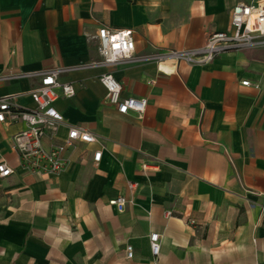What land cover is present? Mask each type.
Here are the masks:
<instances>
[{
  "label": "crops",
  "instance_id": "crops-1",
  "mask_svg": "<svg viewBox=\"0 0 264 264\" xmlns=\"http://www.w3.org/2000/svg\"><path fill=\"white\" fill-rule=\"evenodd\" d=\"M240 1L0 0V75L99 60L103 25L133 29L135 56L200 47L230 29ZM104 73L123 97L148 100L142 115L107 102ZM59 80L75 93L56 100L65 120L45 143L70 126L97 141L68 148L60 173L37 174L11 142L25 123H0V157L14 169L0 177V264H264V47L205 64L129 59ZM38 83L0 80V97L32 109ZM119 195L131 200L123 212L109 205Z\"/></svg>",
  "mask_w": 264,
  "mask_h": 264
},
{
  "label": "built area",
  "instance_id": "built-area-1",
  "mask_svg": "<svg viewBox=\"0 0 264 264\" xmlns=\"http://www.w3.org/2000/svg\"><path fill=\"white\" fill-rule=\"evenodd\" d=\"M231 27L226 31H216L209 35L206 43L200 47L189 49H157L153 53L135 56L134 30L131 28H113L103 25L94 38L98 42L100 59L77 67H55L19 74H2L0 80L27 77L38 79L39 83L30 91L35 107L24 109L16 102V95L0 97V123H11L19 120L25 127L14 134L11 142L18 154L21 165L37 174H58L69 164L65 157L68 148L77 142L95 143L97 135L84 126H70L66 137L60 143L47 145L45 139L53 135L64 122L63 114L56 108L55 102L61 96L71 97L75 89L70 83H62L59 75L74 69L85 67L112 66L124 60L135 59L140 62L172 61L176 64H205L219 55L230 51H241L249 48L264 47V0L238 2L231 11ZM107 92V102L116 107L119 113L131 111L142 115L148 104L146 98L123 97L122 83L112 73H104L99 78ZM154 82V81H151ZM243 85H249L245 80ZM102 151H95L93 159L100 161ZM14 173L6 159L0 157V177H8ZM133 185H131L132 187ZM131 202L124 195L109 200V205L118 212L125 211ZM172 212L167 211L166 216ZM150 249L155 259L161 253V237L159 233L150 234ZM128 257L133 250L128 248Z\"/></svg>",
  "mask_w": 264,
  "mask_h": 264
}]
</instances>
